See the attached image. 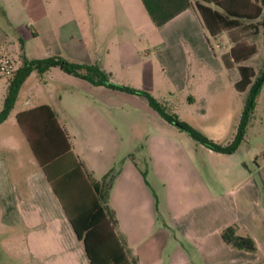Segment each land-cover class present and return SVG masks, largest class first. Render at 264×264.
<instances>
[{"label": "crops", "instance_id": "obj_1", "mask_svg": "<svg viewBox=\"0 0 264 264\" xmlns=\"http://www.w3.org/2000/svg\"><path fill=\"white\" fill-rule=\"evenodd\" d=\"M99 1L123 5L121 13L94 14L98 23L95 37L104 53L103 68L111 60L123 68L143 64L150 58L149 50L139 43L149 35L158 36L156 32L164 35V31L177 22L183 23L173 43L160 38V43L152 47L160 52L165 64L168 60L174 70L177 67L174 74L177 82L187 78L190 67L210 65L214 68L216 65V58L207 46L209 36L192 0ZM145 2L156 19L165 21L164 24L154 23ZM211 8L218 10L214 5ZM89 59L86 63H91ZM54 74L60 76L61 88L69 89L67 92L71 94L67 93V98L72 99L74 92L82 96L73 100L81 101L85 105L83 110L71 115L73 105L64 106L62 111L68 116L61 121L51 104H35L19 108L15 119L40 106L50 108L57 124L68 135L69 151L48 166V174L51 179L62 181L79 162L83 164L75 178L78 185L68 188L72 195L92 196L86 173L99 179L118 158L125 157L109 192V205L138 264H264V163L261 160L264 141L256 150L251 143L242 141L233 154L224 155L195 143L174 127L161 125L158 130H152L142 143L147 142L151 160L146 175L158 189V206L155 207L143 176L130 160V156L134 158L133 149L123 156V140L117 125L86 99L91 92L101 94L102 86L74 76L77 81L71 82L56 71ZM6 120L0 124V230H7L9 242L23 245L19 250L25 260L20 264H90L17 119L15 126L7 124ZM6 132L19 140L23 135L36 165L29 157L25 158V169L20 167L23 164L18 163L20 153L11 140L13 136ZM259 132L264 133V111ZM207 136L219 142L225 135L207 133ZM231 225L238 227L240 235L254 241L255 252L237 250L222 241V229Z\"/></svg>", "mask_w": 264, "mask_h": 264}, {"label": "rangeland", "instance_id": "obj_2", "mask_svg": "<svg viewBox=\"0 0 264 264\" xmlns=\"http://www.w3.org/2000/svg\"><path fill=\"white\" fill-rule=\"evenodd\" d=\"M103 11L121 13L123 5L103 4L99 0H0V63L4 59H9L16 67H19L23 60L32 61L37 59V56H41V59L63 57L77 65L97 64L111 82L147 92L163 105L167 112L176 115L179 121L188 124L211 140L213 139L208 137L207 133L209 135L224 133V139L215 142L223 146L229 144L236 133L247 92L239 93L235 90L234 83L239 78L237 65H233L230 69L226 68L222 62V56L232 48V40L254 45L255 53L241 65L253 68L258 77L264 68V31L257 33L248 27H241L231 35L222 33L215 38L209 37L207 46L211 55L216 58V65L214 68L210 65L197 69L190 67L187 78L179 83L174 77L177 67L174 70L168 60L165 64L162 61L165 59L160 56V52L152 47L154 43H160V38L163 42L173 43L183 22H177L176 25L167 28L164 35L156 32L155 35L158 36L144 37L142 43L135 40L140 46L147 47L149 50L150 58L146 57L147 60L143 64L123 68L117 61L111 60V63L103 68L101 60L104 59V53L95 37L98 23L94 15ZM119 25L120 22L117 29ZM88 58L91 63H86ZM173 60L176 58L173 57ZM55 69L45 73L33 71L27 77L19 89L16 105L7 116V120L5 119L7 124L11 123L15 126V113L24 106L51 104L58 112L61 121L68 116L62 111L64 106L73 105L71 115L79 114L83 110L85 105L81 101L73 100L81 99L82 96H77L74 92L75 94L71 95L72 99L67 98V95L71 93L67 92L69 89L61 88L62 82L59 81L61 78L56 76L54 71L63 78H69L71 82L77 80L60 68L55 67ZM7 83L8 77L0 76V98H2L0 112L3 109ZM262 87L243 135V141L251 143L255 150L264 141V133L259 132L264 111V83ZM101 89H103L101 94L84 93L88 94L86 99L96 104V107H99L117 125L123 140V156L133 149L132 152L139 167L142 170L146 168L148 173L151 160L147 142L142 143L146 135L152 130H158L161 125L178 128L161 118L144 98L103 86ZM5 134L12 135L9 132ZM11 140L20 153L18 163L23 162L20 167L25 169V158L29 157L36 165L32 154L27 150L28 145L23 135L21 134L20 140L14 136ZM77 154V151H74V156ZM123 158L125 157L118 158L107 173L117 167L122 168L125 161ZM250 165L253 167L252 162ZM101 178L95 179L100 181ZM144 181L154 206L157 207L158 189L150 177L147 176ZM158 212L159 220L162 221L160 211ZM0 234L2 235L0 264L24 262V256L19 250L23 245L9 242L7 230H0Z\"/></svg>", "mask_w": 264, "mask_h": 264}, {"label": "trees", "instance_id": "obj_3", "mask_svg": "<svg viewBox=\"0 0 264 264\" xmlns=\"http://www.w3.org/2000/svg\"><path fill=\"white\" fill-rule=\"evenodd\" d=\"M192 1L199 20L209 37L215 38L222 33L231 35L241 27H248L257 33L261 30L264 31V18H261L264 12V0ZM186 5L189 6V3ZM211 5H214L219 11L212 9ZM144 6L157 26L164 24L165 21L156 19L148 3L145 2ZM232 44L230 51L222 56V62L228 69L237 65L239 79L234 83V88L239 93L247 92V96L236 133L227 145H220L188 124L179 121L176 115L167 112L165 107L147 92L111 82L97 65H77L61 57L32 61L25 59L21 66L16 68L10 76H7L8 83L3 109L0 112V124L5 121L13 109L21 85L33 71L45 73L53 67H58L66 74L85 80L92 85L140 96L161 118L187 134L195 143L218 154H233L243 141L249 116L264 83V68L256 77L253 68L241 65L255 53L254 45H246L242 41L233 40ZM16 119L39 166L47 176L61 203L77 239L82 242L90 264H138L137 258L131 253L125 238L120 233L116 213L109 205V192L119 176L121 168L117 167L109 171L100 181L90 173H86L92 196L72 195L68 188L78 185L75 178L79 167H82L83 164L79 162L74 169L63 176L62 181L57 178L51 179L48 174V166L69 151L68 135L59 127L50 108L40 106L32 111L19 114ZM130 160L145 179L146 168L142 170L135 163L133 156H130ZM221 239L234 249L246 252L256 251L254 241L247 235H240L236 225L222 229Z\"/></svg>", "mask_w": 264, "mask_h": 264}, {"label": "built area", "instance_id": "obj_4", "mask_svg": "<svg viewBox=\"0 0 264 264\" xmlns=\"http://www.w3.org/2000/svg\"><path fill=\"white\" fill-rule=\"evenodd\" d=\"M16 70L15 65L9 59H4L0 63V76H10ZM264 163V158H261Z\"/></svg>", "mask_w": 264, "mask_h": 264}]
</instances>
